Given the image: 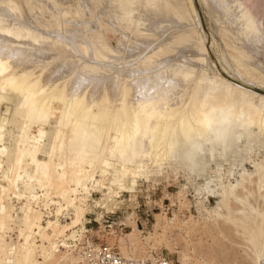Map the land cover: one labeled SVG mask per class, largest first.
Returning a JSON list of instances; mask_svg holds the SVG:
<instances>
[{
    "label": "bare ground",
    "instance_id": "obj_1",
    "mask_svg": "<svg viewBox=\"0 0 264 264\" xmlns=\"http://www.w3.org/2000/svg\"><path fill=\"white\" fill-rule=\"evenodd\" d=\"M176 1L86 0L83 1L85 6H81L82 1H77L63 7L67 13L62 19H72L75 25L81 22L82 25L64 29L50 21H39V15L48 16L49 13L45 15L46 8L54 7V0H0V143L5 144L11 137L12 130L7 129L8 125L18 128L12 149L1 148L0 156L5 155L10 164L14 160L13 147L20 144L23 153L16 159V165L23 168L24 175L29 174L28 166L34 167L35 173L30 179L38 183L47 181L44 189H56L57 197L63 199L72 196L80 186L88 187V180L99 168H113L111 185L115 188L109 192V200H112L137 182L132 179L139 172L148 174L152 166L160 169L165 161L180 165L184 161L187 169L199 173L205 169L204 163L208 165L210 161L235 154L241 147L242 156L251 150L253 144L260 143L264 134V78L254 80L248 74L250 67L234 68L223 57H220L222 64L216 63L217 72H208L203 66L205 56L208 57L207 49L213 52L217 44L211 43L212 38L205 30L197 7L199 0H186L188 5L184 4L189 9L180 4L184 0ZM227 1L215 0L219 11L217 20L221 18L229 27L235 21L233 26L236 27L239 8L246 4L236 0L227 8L224 6ZM97 3L102 6L103 14L99 17L110 19L113 24L117 22L124 32L122 46L110 45L105 38L106 32L98 36L95 33L98 39H91V49L87 46L86 41L89 43L93 30L84 27L87 21L83 13L90 11L93 15V6ZM80 6L84 9H79ZM132 9L133 15L138 9L137 12L141 10L138 13L146 18L144 33L134 31L136 28L131 23L132 27L128 25L129 19L133 24L136 21L129 17ZM188 11L195 15L191 18L194 20H186L195 25L191 31L183 30L187 25L190 27L189 23L184 24V16L190 15ZM249 14L246 27H243L245 31L240 28L243 19L237 25L240 24L238 27L251 38L260 34V30L259 23L256 22V26V20H252L254 13L250 14L253 18ZM182 16L185 18L183 22ZM141 22L138 20L137 27L143 28ZM124 26L135 29L127 32ZM159 29L163 31L159 32ZM77 38L83 44L78 51L74 48ZM140 45L145 49L141 50L143 55L137 53ZM194 51L199 53L192 55ZM73 55L80 56L77 63L72 61ZM250 56L241 54L239 57ZM190 58L195 62H190ZM9 94H13L14 99L8 113L3 104L10 100ZM56 102H60L55 130L57 142L43 148L49 156L61 154L71 164L77 162L79 172L83 171V164L90 167L87 174L83 178L77 177L72 186L65 184L66 163H60L61 171L55 172V164L38 159L46 136L44 126L57 109ZM33 125L38 126V135L32 134ZM64 128L67 136H63ZM240 161L242 163L243 159ZM111 162L115 164L113 167ZM22 178L18 175L13 183L19 189H29L30 184H25ZM74 208L78 215L80 207L75 205ZM31 210L27 212L28 223L23 231L27 239L32 236L36 224L30 215ZM3 228L2 224L0 229ZM75 235L73 232L67 235V239H74ZM67 243L69 241L65 240ZM43 256L45 263L53 255ZM159 256L162 255L142 258ZM15 258L16 264H35V242L26 240L20 256H12L6 251L0 264H14ZM81 259L85 264L82 255Z\"/></svg>",
    "mask_w": 264,
    "mask_h": 264
},
{
    "label": "rangeland",
    "instance_id": "obj_2",
    "mask_svg": "<svg viewBox=\"0 0 264 264\" xmlns=\"http://www.w3.org/2000/svg\"><path fill=\"white\" fill-rule=\"evenodd\" d=\"M58 1H60L59 4H57ZM77 1H82L81 6H85L83 1L86 0H54V7L49 6L45 11V15L49 13V17H40L37 14L39 21L48 23L50 21L54 26H61L64 29L82 25V22L80 25H75L76 23H73L72 19H62L65 17L64 13H67V10L64 9L66 5H72ZM229 1L231 2L229 3ZM240 1L246 5H242V8L238 9L241 13L238 12L239 17L237 15L235 19L238 21L236 27L233 26L235 21L229 27V24L223 22L221 18L217 20L216 13L219 11L215 6V0H199V2L197 0L198 11L202 16L205 30L209 33V38H212L210 41L217 44V49L213 48V52L209 48L207 49L208 57L205 56L207 59L203 62V66L208 68V72L213 73V70L217 69L216 63L222 64L220 57H223L228 59L234 68L250 67L251 70L248 71V74L254 80H260L264 78V0ZM182 2L181 5L184 2L188 5V1ZM235 2L236 0H228L224 6L228 8V5L231 3L234 5ZM185 4L184 7L189 9ZM81 6L79 9H84ZM248 7L253 9L252 12L249 11L250 14L254 13V18L247 11ZM93 8V15L90 11L83 13L84 20L87 21L85 23L88 24H85L84 27L86 29L87 26L91 27L88 29L93 30L92 34L95 36L92 35L89 38V43L86 41L87 46L92 47L91 39L95 41L98 39L95 33L98 36L99 33L105 32L107 34H105V38L110 45H119L125 37L122 29L119 28L117 22L113 24L112 20L99 17L103 14L101 13V4L97 3ZM244 8L253 18L251 19L256 20L255 23H259L260 34L257 33V37L254 35L256 38L248 36L249 39L241 30L245 31L243 27H246V17H248ZM116 9L115 7V11L119 14L120 12ZM137 10H134V15L133 9L129 11L130 15L127 13L129 17L132 16L131 18L137 21L133 24L132 19L128 20V25H134L136 30L131 28L132 26L131 29L127 28L129 26H124L123 29L127 32L132 29L141 33L145 31L146 25L143 23L147 22L146 18L142 13V15L138 13L141 10L138 12ZM188 12L190 13V11ZM241 14L245 16L242 15L245 21ZM186 16H184L186 19L181 17V22L185 19L184 24H190V21L194 20L191 18L195 17L194 13L188 19ZM100 19L101 22L106 21L101 23ZM241 19L243 20L241 21ZM138 20L142 21L143 28L137 27ZM186 20L190 21L186 22ZM240 21L241 26L244 23L245 25L242 27L240 24L237 25ZM110 24L111 27H108ZM141 25L139 26L142 27ZM187 27L183 30H193L195 25L190 24V27ZM102 28H108L111 31L108 32ZM42 29L46 31V27ZM140 29L142 30L140 31ZM234 29H239L241 32H236ZM158 31L162 32L163 30L159 29ZM240 34L244 37L242 38ZM78 40L79 38L74 44L77 51L81 50L83 45ZM122 44L124 42L119 46ZM141 50H145L143 45H140L137 51L143 55L144 52ZM194 52L192 55L199 53L198 51ZM241 54L250 56L252 61L248 60V57L240 58ZM79 58V55L71 57L72 61L76 63ZM189 60L192 63L195 62L192 58ZM9 99L5 100V104H3V109L8 113L13 107V94H9ZM55 105L57 109L54 110L50 122L44 126L46 136L42 141L43 151L39 152L38 159L55 164L53 167L55 172L61 171L60 163H66L65 184L72 186L77 177L83 178L87 174L90 167L83 164V171L79 172L77 162L71 164L66 156L58 154L53 157V155L49 156L46 151L44 152L45 145L52 146L57 142L55 130L60 116V102H56ZM7 129L12 130L11 137L5 144L0 143V149L5 148L9 151L17 138L18 128L8 125ZM63 131V136H67V129L64 128ZM31 132L33 135H38V126L33 125ZM263 136L264 134L261 135V144H253L248 153H243V157L240 155L243 149L241 147L237 153L222 157L218 161H210L207 163L208 165L203 162L205 169L203 167L204 170L199 173L187 169L184 161H181V165L175 162L168 164V161H165L166 163L160 169L152 166L148 174L139 172L137 177L132 179L137 182L112 200H109V192L115 188L111 185L113 168H99L95 176L88 180V187L80 186L72 196L64 199L58 198L56 189L48 191L44 189V184L47 185V181L38 183L35 179H30L35 173L34 167L28 166L29 174L24 175L23 168L16 165V159L23 153V148L17 144L16 147H13V162L8 164L6 156H0V227L2 224L4 226L3 229H0V260L6 257V251L12 256H20L26 246V240H28V242L36 244L35 264H71L72 262L82 264L83 244L87 240H94L97 243L109 245L130 257L163 255L175 264H264ZM240 159H243L242 163ZM114 165L111 162V166ZM139 168L138 166L137 169ZM104 170L106 173L103 174ZM18 175L23 176L22 181L25 184H30L29 189L24 190L16 187L13 180ZM75 205L80 207L78 215L74 208ZM30 209H32L30 215L36 224L32 228V236L27 239L23 231H26L27 212ZM78 217L80 219L77 221ZM73 232H76L75 238L67 239ZM33 237L35 238L33 239ZM65 240H68L69 243L65 244ZM48 254L53 256L44 263L43 255ZM13 261L16 264V258Z\"/></svg>",
    "mask_w": 264,
    "mask_h": 264
},
{
    "label": "built area",
    "instance_id": "obj_3",
    "mask_svg": "<svg viewBox=\"0 0 264 264\" xmlns=\"http://www.w3.org/2000/svg\"><path fill=\"white\" fill-rule=\"evenodd\" d=\"M83 246L82 256L85 264H175L163 255L155 259L127 257L111 246L94 240L85 241Z\"/></svg>",
    "mask_w": 264,
    "mask_h": 264
},
{
    "label": "water",
    "instance_id": "obj_4",
    "mask_svg": "<svg viewBox=\"0 0 264 264\" xmlns=\"http://www.w3.org/2000/svg\"><path fill=\"white\" fill-rule=\"evenodd\" d=\"M201 18H202V16H201Z\"/></svg>",
    "mask_w": 264,
    "mask_h": 264
}]
</instances>
